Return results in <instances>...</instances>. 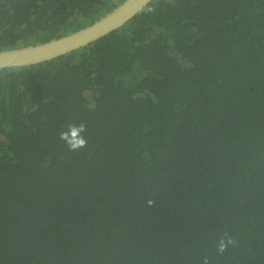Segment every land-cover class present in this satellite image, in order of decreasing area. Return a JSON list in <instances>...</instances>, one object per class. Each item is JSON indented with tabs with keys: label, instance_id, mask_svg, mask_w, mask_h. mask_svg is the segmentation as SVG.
Returning a JSON list of instances; mask_svg holds the SVG:
<instances>
[{
	"label": "trees",
	"instance_id": "obj_1",
	"mask_svg": "<svg viewBox=\"0 0 264 264\" xmlns=\"http://www.w3.org/2000/svg\"><path fill=\"white\" fill-rule=\"evenodd\" d=\"M124 1L0 0V51ZM80 123L70 151L59 134ZM205 257L264 264V0H153L84 48L0 70V264Z\"/></svg>",
	"mask_w": 264,
	"mask_h": 264
},
{
	"label": "water",
	"instance_id": "obj_2",
	"mask_svg": "<svg viewBox=\"0 0 264 264\" xmlns=\"http://www.w3.org/2000/svg\"><path fill=\"white\" fill-rule=\"evenodd\" d=\"M153 0H125L113 11L77 32L46 43L0 51V70L31 67L84 48L135 18Z\"/></svg>",
	"mask_w": 264,
	"mask_h": 264
},
{
	"label": "clouds",
	"instance_id": "obj_3",
	"mask_svg": "<svg viewBox=\"0 0 264 264\" xmlns=\"http://www.w3.org/2000/svg\"><path fill=\"white\" fill-rule=\"evenodd\" d=\"M87 131V125L85 123L69 124L67 131H62L59 134V139L64 141L70 151H79L87 146V138L84 133ZM149 206L154 205V201H148ZM236 240L232 238L228 233H225L217 242V251L219 254H223L229 246H235ZM203 264H210L207 257L204 258Z\"/></svg>",
	"mask_w": 264,
	"mask_h": 264
}]
</instances>
